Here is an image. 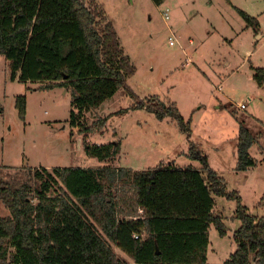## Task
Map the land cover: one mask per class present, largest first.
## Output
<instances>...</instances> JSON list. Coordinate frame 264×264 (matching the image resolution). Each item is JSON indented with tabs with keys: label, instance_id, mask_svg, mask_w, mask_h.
Instances as JSON below:
<instances>
[{
	"label": "trees",
	"instance_id": "1",
	"mask_svg": "<svg viewBox=\"0 0 264 264\" xmlns=\"http://www.w3.org/2000/svg\"><path fill=\"white\" fill-rule=\"evenodd\" d=\"M235 9L248 28L260 31L256 17ZM0 55L9 63L10 80L41 82L42 90L67 89L70 123L79 133L100 131L110 117L127 113L121 109L91 125L85 122L87 112L121 91L133 99L131 109L176 121L188 138L186 156L201 163L200 168L161 163L144 170L43 167L29 169L26 180L0 176V201L9 211L0 216V264H209L211 226L227 234L215 197L236 200L234 218L240 221L233 235L236 250L224 264H264V214H250L240 193L229 190L211 168L189 140L191 119L185 120L175 102L157 96L142 100L128 85L136 67L98 0H0ZM255 71L254 79L264 85V68ZM15 108L25 120L27 98L18 96ZM258 138L240 123L238 171L257 165L250 150ZM85 150L112 160L121 141L86 143Z\"/></svg>",
	"mask_w": 264,
	"mask_h": 264
},
{
	"label": "rangeland",
	"instance_id": "2",
	"mask_svg": "<svg viewBox=\"0 0 264 264\" xmlns=\"http://www.w3.org/2000/svg\"><path fill=\"white\" fill-rule=\"evenodd\" d=\"M113 22L125 53L136 67L128 85L142 100L157 96L175 102L185 120L191 119L189 140L199 145L211 168L229 190H236L253 215L264 214V85L254 79L264 68V0H98ZM235 7L256 17L260 31L247 27ZM169 9V18L165 10ZM170 39L174 44H170ZM8 61L0 55V176L28 179L29 169L106 166L144 170L159 164L201 167L186 154L189 142L176 121L158 119L145 109H131L134 101L121 91L86 113L91 125L121 109L100 131L81 134L70 123L71 94L67 89L42 90L41 82L10 80ZM27 98L26 119L15 108ZM247 102V107H239ZM240 123L256 135L251 156L258 163L238 171L237 136ZM121 141L117 158L100 160L87 155L93 145ZM216 198L227 234L214 225L209 231V264H224L236 250V200ZM9 215L0 201V216ZM114 252L132 262L115 245Z\"/></svg>",
	"mask_w": 264,
	"mask_h": 264
},
{
	"label": "built area",
	"instance_id": "3",
	"mask_svg": "<svg viewBox=\"0 0 264 264\" xmlns=\"http://www.w3.org/2000/svg\"><path fill=\"white\" fill-rule=\"evenodd\" d=\"M167 12H168V9L166 10ZM169 18V16L168 15H166V19H168ZM170 44L171 45H173L174 44V41L172 40V39H170ZM239 107L240 108H242V109H244V108H246L247 107V102L245 103H241L240 105H239ZM134 237L135 238H138V235H134Z\"/></svg>",
	"mask_w": 264,
	"mask_h": 264
}]
</instances>
